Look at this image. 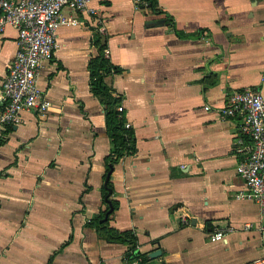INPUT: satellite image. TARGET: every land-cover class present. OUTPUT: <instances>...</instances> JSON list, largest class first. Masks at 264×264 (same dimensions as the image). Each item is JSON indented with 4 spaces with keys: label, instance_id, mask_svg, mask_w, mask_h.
Listing matches in <instances>:
<instances>
[{
    "label": "crops",
    "instance_id": "crops-1",
    "mask_svg": "<svg viewBox=\"0 0 264 264\" xmlns=\"http://www.w3.org/2000/svg\"><path fill=\"white\" fill-rule=\"evenodd\" d=\"M77 16L78 24L58 28L39 70L50 105L22 110L0 139V264H47L52 254L49 264H137L125 260V243L85 225L106 208L101 186L112 145L88 85L101 35L121 68L104 80L121 94L136 139V151L111 172L118 206L109 224L134 229L147 255L162 249L143 264H264V212L237 197L246 190L236 171L240 116L220 113L234 89L264 94V0H156L153 9L91 0ZM166 17L196 34L176 35ZM156 19L163 23L147 22ZM16 35L11 24L0 32V83ZM218 228L225 237L211 240Z\"/></svg>",
    "mask_w": 264,
    "mask_h": 264
},
{
    "label": "built area",
    "instance_id": "built-area-1",
    "mask_svg": "<svg viewBox=\"0 0 264 264\" xmlns=\"http://www.w3.org/2000/svg\"><path fill=\"white\" fill-rule=\"evenodd\" d=\"M91 0H0V32L6 24L17 29L16 50L0 83V139L8 125L21 121L24 109H45L50 100L42 94L38 74L43 61L57 47L56 33L64 25L79 23L78 13L89 9ZM145 3L144 0H135ZM208 109L209 105H204ZM223 117L240 116L237 150L244 153L236 171L246 185L237 197L256 201L264 212V94L255 88L234 89L221 107ZM126 126L130 125L126 121ZM247 138V142L244 139ZM264 233V222L260 225ZM226 230L215 229L211 240H221ZM264 259V245L262 248Z\"/></svg>",
    "mask_w": 264,
    "mask_h": 264
},
{
    "label": "trees",
    "instance_id": "trees-1",
    "mask_svg": "<svg viewBox=\"0 0 264 264\" xmlns=\"http://www.w3.org/2000/svg\"><path fill=\"white\" fill-rule=\"evenodd\" d=\"M146 5H149L152 9L155 7L156 0H144ZM144 5V3H140ZM165 23L170 24L172 31L178 36H191L196 33H186L176 28L174 23L169 17L165 18ZM98 41V39H97ZM98 54L88 59L87 68L89 72L88 85L90 91L97 97L100 104L103 107L104 122L106 133L109 136L112 145L109 148L108 153L104 156L105 171L103 178L110 167L114 166L124 155L134 153L136 151V139L134 136V130L131 125L126 126L125 110L121 107L122 96L112 86L107 84L104 80V76L109 71H119L121 68L110 61L108 56L104 52L105 43L101 44L97 42ZM4 174L0 171V175ZM111 178V176H110ZM108 179L106 184H102L101 192L103 201L106 204V208L99 213L87 218L85 225L94 226L97 234L110 242H122L127 245L125 252V260L127 262L136 261L137 264H143L148 261L147 252H142L138 248V240L134 229H118L111 226L108 222L109 215L118 206V202L112 199V184ZM109 189L111 192L108 194L110 203L105 200V195ZM112 207L107 217L104 219L105 212L109 207ZM68 240L62 242L57 250H61L63 246L68 243ZM53 254L49 257L47 264L52 260Z\"/></svg>",
    "mask_w": 264,
    "mask_h": 264
},
{
    "label": "water",
    "instance_id": "water-1",
    "mask_svg": "<svg viewBox=\"0 0 264 264\" xmlns=\"http://www.w3.org/2000/svg\"><path fill=\"white\" fill-rule=\"evenodd\" d=\"M148 23H155V24H161L163 23V19H156V20H150V21H147ZM101 44H104L105 43V35H101ZM113 170V167L111 166L110 169L107 171L106 175H105V178H104V181L103 183L106 184L108 179L110 178L111 176V172ZM111 192V190L109 189L108 193L105 195V200L107 201V203H110V200L108 199V194ZM112 207L110 206L107 211L105 212V216H104V219L107 217L108 213L111 211ZM193 222H194V219H193ZM161 251L162 249L160 247H155L154 249L150 250L148 252V255L150 258H154V257H157L161 254Z\"/></svg>",
    "mask_w": 264,
    "mask_h": 264
}]
</instances>
